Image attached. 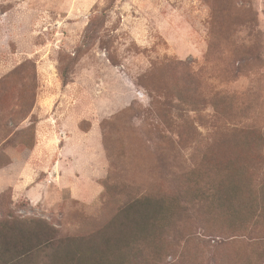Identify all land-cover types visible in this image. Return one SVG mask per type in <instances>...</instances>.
Segmentation results:
<instances>
[{"label": "rangeland", "instance_id": "rangeland-1", "mask_svg": "<svg viewBox=\"0 0 264 264\" xmlns=\"http://www.w3.org/2000/svg\"><path fill=\"white\" fill-rule=\"evenodd\" d=\"M9 217L12 264H264V0H0Z\"/></svg>", "mask_w": 264, "mask_h": 264}, {"label": "trees", "instance_id": "trees-1", "mask_svg": "<svg viewBox=\"0 0 264 264\" xmlns=\"http://www.w3.org/2000/svg\"><path fill=\"white\" fill-rule=\"evenodd\" d=\"M15 219L16 218L14 217H9V219H0V228L2 229L0 231V264H12L14 261L23 258V254L29 256L32 252L30 246H26L31 241V238H29V235H26L27 232H24L30 223L23 220L22 223H20L21 225L18 226ZM44 236V242L48 244L49 241L46 239L47 236ZM40 239L41 238L37 241H41ZM45 243H37L36 248H40L42 246L46 247ZM98 249L100 248L93 250L92 253L97 254L92 256L99 255ZM94 259L95 262L92 264H102L98 258Z\"/></svg>", "mask_w": 264, "mask_h": 264}]
</instances>
